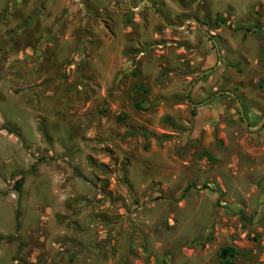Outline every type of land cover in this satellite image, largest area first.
Here are the masks:
<instances>
[{
	"label": "rangeland",
	"instance_id": "obj_1",
	"mask_svg": "<svg viewBox=\"0 0 264 264\" xmlns=\"http://www.w3.org/2000/svg\"><path fill=\"white\" fill-rule=\"evenodd\" d=\"M226 246L264 264V0H0V264Z\"/></svg>",
	"mask_w": 264,
	"mask_h": 264
},
{
	"label": "trees",
	"instance_id": "obj_2",
	"mask_svg": "<svg viewBox=\"0 0 264 264\" xmlns=\"http://www.w3.org/2000/svg\"><path fill=\"white\" fill-rule=\"evenodd\" d=\"M221 22H225V20L222 19ZM135 91L136 93H146L147 92L142 85L137 86ZM136 107L138 109H142V106L140 103H137ZM19 176L20 178L15 180L13 189L20 195L21 189H22V183H23V174L19 173ZM13 177L14 179H16L17 175L15 174ZM18 204H20V198L18 199ZM241 218L244 219V216L242 215ZM7 240L11 241L12 238H8ZM218 256L222 260L223 264H229V263H232V261L237 257V251L232 247L226 246L220 249Z\"/></svg>",
	"mask_w": 264,
	"mask_h": 264
},
{
	"label": "water",
	"instance_id": "obj_3",
	"mask_svg": "<svg viewBox=\"0 0 264 264\" xmlns=\"http://www.w3.org/2000/svg\"><path fill=\"white\" fill-rule=\"evenodd\" d=\"M199 28L201 29V26H200V25H199ZM205 33H206V35H208L209 37H211V34H209L208 32H205ZM215 45H216V47H217V44H216V43H215ZM217 48H218V47H217ZM218 54H219V58H220L221 55H220V53H218ZM220 63H221V61H220ZM211 71H212V69H210V70L204 72L203 74H201L200 77H202V76H204V75L210 73ZM191 87H192V86H191ZM229 94H230L232 97L235 98V95H234L233 93L229 92ZM208 101H209V100H208ZM208 101H206V102H204V103H200V104H192V103H191V104H192L193 106H201V105L207 103ZM237 102H238V104H239V101H238V100H237ZM239 108H240V111H241L242 117L244 118V121L247 123V120H246L245 117H244V113H243V109H242V107L240 106Z\"/></svg>",
	"mask_w": 264,
	"mask_h": 264
},
{
	"label": "crops",
	"instance_id": "obj_4",
	"mask_svg": "<svg viewBox=\"0 0 264 264\" xmlns=\"http://www.w3.org/2000/svg\"><path fill=\"white\" fill-rule=\"evenodd\" d=\"M221 61V60H220ZM220 63V62H219ZM221 64V63H220ZM208 71V70H207ZM212 71H213V69H212ZM206 72V71H205ZM227 94H229V93H227ZM204 103V102H203Z\"/></svg>",
	"mask_w": 264,
	"mask_h": 264
}]
</instances>
